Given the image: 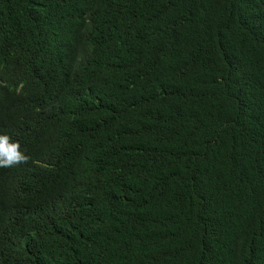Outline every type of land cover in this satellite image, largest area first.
Returning <instances> with one entry per match:
<instances>
[{"label": "trees", "instance_id": "16d2710c", "mask_svg": "<svg viewBox=\"0 0 264 264\" xmlns=\"http://www.w3.org/2000/svg\"><path fill=\"white\" fill-rule=\"evenodd\" d=\"M0 264H264V0H0Z\"/></svg>", "mask_w": 264, "mask_h": 264}, {"label": "clouds", "instance_id": "9594fccd", "mask_svg": "<svg viewBox=\"0 0 264 264\" xmlns=\"http://www.w3.org/2000/svg\"><path fill=\"white\" fill-rule=\"evenodd\" d=\"M30 157L21 150L19 141L8 134H0V168H12L28 163Z\"/></svg>", "mask_w": 264, "mask_h": 264}]
</instances>
